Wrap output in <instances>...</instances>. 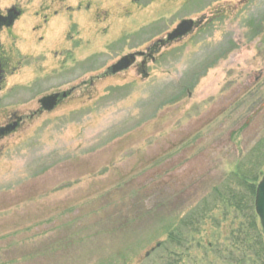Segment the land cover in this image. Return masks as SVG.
Here are the masks:
<instances>
[{"label":"rangeland","instance_id":"1","mask_svg":"<svg viewBox=\"0 0 264 264\" xmlns=\"http://www.w3.org/2000/svg\"><path fill=\"white\" fill-rule=\"evenodd\" d=\"M1 2L22 15L0 34V125L26 119L0 137V264H253L222 193L264 174V0Z\"/></svg>","mask_w":264,"mask_h":264},{"label":"trees","instance_id":"2","mask_svg":"<svg viewBox=\"0 0 264 264\" xmlns=\"http://www.w3.org/2000/svg\"><path fill=\"white\" fill-rule=\"evenodd\" d=\"M232 178L234 179V185L236 186L233 189H231V185L225 187V194L222 193V195L223 197L226 196L228 198L227 202L229 201V203L226 202V205L229 204L228 206L230 208L239 212L246 222L239 226L237 233L238 237L229 240L230 244L233 245L234 243L236 248L240 246L241 250L246 249L248 255L247 260L251 263L264 264V236L258 229L256 223L257 217L255 211H253L254 209H252L257 186H252V189L251 186L248 185V182H252L253 180H250V178L248 179V177H245L241 172ZM219 201L224 203L225 200H217V197L211 202L204 200L203 204L194 207L190 213L177 219L176 222L179 224L176 225L175 223H170L172 225L168 230L169 240L168 242L162 243V245L180 248L183 247L184 244L190 242L189 237L192 236V234H195L198 231L197 228L202 226L207 216L217 209ZM202 208L203 211H201Z\"/></svg>","mask_w":264,"mask_h":264},{"label":"water","instance_id":"3","mask_svg":"<svg viewBox=\"0 0 264 264\" xmlns=\"http://www.w3.org/2000/svg\"><path fill=\"white\" fill-rule=\"evenodd\" d=\"M17 17H18V14H14V13H10L7 17L2 16L0 13V29L4 26L12 27ZM194 27H195L194 21L192 20L184 21L178 26L176 30H174L172 33H170L167 36V40H161L159 43L166 44L175 39L182 38L184 35L192 31ZM135 55L137 54H130V55L123 57L121 60H119L115 65H113L110 68V72L118 73L120 71H124L130 68V66L134 64L135 62ZM142 55L143 53H138V56H142ZM69 94L70 92H64L62 94L58 93V94H54L49 97H45L44 99L41 100V104L43 105L44 103L45 107L50 108L51 106L55 104L54 102L57 101V99L66 98ZM14 129H15V126L5 128L2 130V132H0V134L2 136L6 132L8 133L9 131L14 130ZM255 211L260 220V224L264 232V174L256 188Z\"/></svg>","mask_w":264,"mask_h":264},{"label":"flooded vegetation","instance_id":"4","mask_svg":"<svg viewBox=\"0 0 264 264\" xmlns=\"http://www.w3.org/2000/svg\"><path fill=\"white\" fill-rule=\"evenodd\" d=\"M1 0H0V6H1ZM0 13H1V15L2 16H4V17H7L10 13H14V14H18V17H17V19L15 20V21H17L20 17H21V15H22V12H21V10H20V8L18 7V6H15V5H13L11 8H7L6 9V11H5V13H3L2 12V10H1V8H0ZM14 25H15V23H14ZM13 25V26H14ZM12 26V27H13ZM12 27H6V26H4V27H2L1 29H0V34L3 32V29L4 28H9V29H11ZM8 30V29H7ZM5 68H4V66H3V64L0 62V82L2 81V79H3V75H4V73H5ZM59 101L60 100H58L57 99V103H59ZM62 101V100H61ZM25 119H26V116H23V115H19L18 113H13L12 115H11V117H9L8 119H7V121L5 122L6 124L5 125H0V129L1 128H4V127H11V126H13L14 124H17L16 125V130L22 125V124H24V122H25ZM15 130V131H16ZM14 131V132H15ZM10 132H8L7 134H9ZM0 137H1V135H0Z\"/></svg>","mask_w":264,"mask_h":264}]
</instances>
